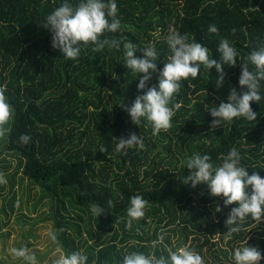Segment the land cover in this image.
I'll return each instance as SVG.
<instances>
[{"label":"trees","instance_id":"trees-1","mask_svg":"<svg viewBox=\"0 0 264 264\" xmlns=\"http://www.w3.org/2000/svg\"><path fill=\"white\" fill-rule=\"evenodd\" d=\"M61 2L0 0V88L14 109L1 141L20 158L31 185L62 206L64 211L54 217L55 246L66 255L83 250L88 264H121L126 252L160 256L167 255V248L183 246L195 249L204 264H234L233 249L247 241L264 254V219L249 216L240 232L228 234L232 226L225 221L236 205L224 207V198L211 196L206 185L183 183L188 175L184 161L194 152L209 154L218 164L233 147L250 173L264 177V99L251 102L257 113L253 121L241 117L213 127L208 111L226 101L232 88L242 91V64L264 42V0H117L121 29L105 35L134 43L137 56L143 55L139 49L154 44L158 68L169 54V29L206 45L213 58L219 59L216 49L222 38L239 53L235 66L224 67L220 88L215 69L202 68L203 75L184 81L172 100L180 105L172 126L157 135L150 122L135 125L126 110L142 92L139 74L123 64V46L94 51L89 44L75 61L52 47L43 21ZM210 24L218 34L208 32ZM158 76L157 71L149 86ZM131 133L141 136L144 148L116 152L117 139ZM21 134L31 137L28 144L19 142ZM133 195L143 196L147 204L144 216L129 228L126 210ZM93 204L104 213L93 214ZM217 205L221 212L215 211ZM2 212L10 215L5 207ZM28 235L36 237L30 232L25 239ZM153 241L159 242L153 246Z\"/></svg>","mask_w":264,"mask_h":264},{"label":"clouds","instance_id":"clouds-1","mask_svg":"<svg viewBox=\"0 0 264 264\" xmlns=\"http://www.w3.org/2000/svg\"><path fill=\"white\" fill-rule=\"evenodd\" d=\"M43 26L50 30L52 35V47L59 50L65 60H77L81 51L89 44L94 51L108 49L120 50L123 46L124 65L133 74H139L137 88L142 94L138 95L130 107L126 110L132 122L139 126L143 121L151 123L152 134L157 135L161 130H167L172 126L174 109L179 104H173L172 100L183 86V82L189 78L197 79L203 75L201 69L213 70L219 74L215 81L217 88L224 83L225 66H235L239 53L227 38L219 41L216 51L219 59L213 58L209 48L190 40L188 34H182L178 30L169 29L165 42L169 51L166 63L158 68L159 53L155 45H149L139 51L142 56H137V45L132 42H124L123 38L105 35L117 33L121 29V19L118 16L117 0H62L60 6L51 11L43 21ZM209 33L218 34L219 29L215 24L208 26ZM81 42L83 45L81 46ZM249 65L252 67L250 68ZM159 72L155 85L149 86L153 74ZM143 74V75H141ZM239 86L242 91L232 88L226 101L208 109L212 120V126H220L221 122L231 123L235 118H244L248 121L257 120V113L253 111L251 102H260L264 99L262 82H264V42L254 47L243 62L239 76ZM13 105L9 102L5 90L0 88V137L6 136L9 129L5 126L13 116ZM31 137L21 134L19 142L22 145L29 143ZM115 151H127L130 148L143 149L144 142L141 136L131 133L128 138L117 139ZM104 151L103 148L100 150ZM241 153L237 148H231L220 163H214L209 154L194 152L184 163L188 175L183 183L190 184L192 188L198 185H206L213 197H223L224 207L235 204L228 213L225 223L229 227L228 234L241 231V223L247 218L261 221L264 219V177L258 172L241 163ZM5 182V177L0 172V183ZM147 201L141 195H133L129 198L127 207L128 227L132 221L142 218L145 214ZM109 207L113 202L108 201ZM93 214L100 216L104 213L99 205L91 206ZM216 212L222 208L217 205ZM51 239L55 240L53 234ZM162 240V237H161ZM159 241H153V246ZM15 258H22L25 264H36L37 257L30 252L27 246L11 250ZM167 255L156 256L140 251H130L123 255L121 264H204L203 257L193 248L183 246L173 250L166 249ZM231 259L234 264H260L264 254L248 241L233 249ZM55 264H88V256L83 250L72 251L67 255H61Z\"/></svg>","mask_w":264,"mask_h":264},{"label":"rangeland","instance_id":"rangeland-1","mask_svg":"<svg viewBox=\"0 0 264 264\" xmlns=\"http://www.w3.org/2000/svg\"><path fill=\"white\" fill-rule=\"evenodd\" d=\"M3 138L0 137V172L4 174L5 182L0 183V187L3 186L0 188V211L5 207L10 215L0 213V264H25L11 251L25 244H30L28 248L36 257L43 255L44 260L37 257L36 264H55L61 255H66L60 246H55L57 239H51L58 230L54 219L56 212L64 210L51 197L44 195L42 188L31 185L22 174L20 158L6 149L1 141ZM3 220H9V224H2ZM30 232L36 237L28 235L25 239Z\"/></svg>","mask_w":264,"mask_h":264}]
</instances>
